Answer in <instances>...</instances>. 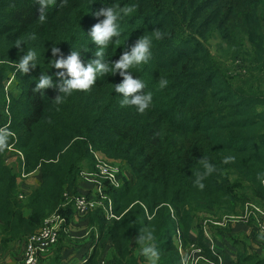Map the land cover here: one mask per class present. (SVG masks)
Returning <instances> with one entry per match:
<instances>
[{
    "label": "trees",
    "instance_id": "1",
    "mask_svg": "<svg viewBox=\"0 0 264 264\" xmlns=\"http://www.w3.org/2000/svg\"><path fill=\"white\" fill-rule=\"evenodd\" d=\"M60 3L49 7L42 24L35 0H0V127L12 133L0 152L2 248L23 243L56 211L69 223L74 208L64 196H77L82 170H94L92 150L124 163L132 181L118 189L104 183L115 219H107L101 208L89 212L95 246L83 264L99 263L104 242L111 244L112 264H149L135 239L144 228L155 236L157 264H181L176 243L187 247L192 235L205 259L217 263L202 244L199 216L222 219L246 201L264 203V0H67L63 8ZM132 4L139 7L119 21V43L105 49V60H118L153 29L166 33L153 40L149 63L130 70L153 93L152 106L143 114L121 107L114 90L123 80L119 73L56 104L61 83L56 74L65 70L51 66V48H60L57 59L79 51L86 65L98 47L88 33L104 19L95 12ZM213 36L220 58L208 47ZM30 49L38 65L20 73L13 62ZM223 58L243 59L247 76L226 73ZM42 74L52 77L53 87L34 92ZM160 79L168 81L163 89ZM9 152L22 157L18 171L5 163ZM229 156L234 161L224 163ZM201 158L215 166L203 190L194 183L195 173L204 171ZM33 173L40 184L20 201L18 179ZM235 247L234 264H264V257L245 245Z\"/></svg>",
    "mask_w": 264,
    "mask_h": 264
},
{
    "label": "clouds",
    "instance_id": "2",
    "mask_svg": "<svg viewBox=\"0 0 264 264\" xmlns=\"http://www.w3.org/2000/svg\"><path fill=\"white\" fill-rule=\"evenodd\" d=\"M35 2L40 6L38 9V20L43 24L47 19L49 7L55 5L56 0H35ZM66 5L67 0H61L59 7L63 8ZM138 7L139 5L137 4L125 5L123 7L114 5L102 7L95 12L96 17L103 16L104 19L96 23L88 33L92 42L98 47L94 52L95 59L89 60L86 65L82 61L79 51L72 50L67 58L60 55V58L57 59L55 57L60 54V48L57 46L51 48V53L54 57L51 60V66L56 69L65 70L59 71L56 74L61 81L58 86L60 95H57L54 99L56 104L63 103L65 98L74 92H90L96 85L98 78L104 77L109 73H112V75L119 73L123 80L114 85V90L122 97L120 100L121 107H135L139 114H143L152 106L153 93L151 91L146 92L145 89L148 87L146 82L139 77L134 78L130 70L149 63L152 58L153 40H163L166 33L162 32L159 28L153 29L151 35L141 36L131 46L130 51H123L118 60L111 63L105 60V49L113 42L119 43L121 36L119 21L123 17L133 13ZM30 38L35 39L36 35L32 34ZM21 44H23L21 40L15 42V46L23 51ZM2 62L0 61V63ZM37 65V53L31 49L22 55L18 62H13V67L23 74H28ZM167 84L168 81L166 79H160L158 87L163 89ZM49 87H53L52 77L42 74L36 82L33 91L42 92L43 89ZM11 135L12 133L7 127H0V152L4 151L8 146L6 141ZM233 161L234 157L229 156L225 157L223 162L229 163ZM199 164L203 166L204 171L195 173L196 179L194 183L200 190H203L205 187L203 181L215 171V166L206 158H201ZM261 183L264 184V180ZM135 239L136 243L141 245V254L147 258L149 264H157L160 259V252L155 246L153 231L149 228L141 229L140 235ZM181 264H190V257L188 255L183 256Z\"/></svg>",
    "mask_w": 264,
    "mask_h": 264
},
{
    "label": "crops",
    "instance_id": "3",
    "mask_svg": "<svg viewBox=\"0 0 264 264\" xmlns=\"http://www.w3.org/2000/svg\"><path fill=\"white\" fill-rule=\"evenodd\" d=\"M19 159L22 160L19 154H12L9 152L6 154L5 163L10 167H16L17 165L19 166ZM40 181L41 179L38 173L21 176L20 180L18 179L20 201H23L26 197H28L30 193L39 186ZM93 193L94 186L92 182H80L77 189V195L91 196ZM73 210V217L68 224H66L65 221L55 249L48 256L41 258L40 264H56L55 258L58 251V264H83L91 254L95 246V237H93L95 231L89 226L88 214L81 215L76 212L75 209ZM28 212L29 211L24 210V216H27ZM261 218L264 223V214ZM209 225L211 226V230L207 224H203L200 227L203 232L202 244L212 254H215L218 258H220L224 264H234L235 260V257L232 255L231 247L228 246L227 243L233 244L234 246L235 243L240 244L242 242L243 245L248 248L252 245V250L264 257V254H262L264 252V248H259L254 244H257V242L254 241L253 238H255L256 234H258V232L253 228L254 222H251L249 226L241 220L229 221L225 230L218 227L216 223ZM262 225L264 226V224ZM62 239L63 241L60 243V240ZM191 239L195 240V236L192 235ZM25 241L23 243L16 242L11 245L10 248L1 250L0 263L15 264V261L18 259V255L23 250ZM260 249L261 251H258ZM101 252L104 259H110L111 244L109 242H104L101 246ZM260 252L262 253L260 254Z\"/></svg>",
    "mask_w": 264,
    "mask_h": 264
},
{
    "label": "built area",
    "instance_id": "4",
    "mask_svg": "<svg viewBox=\"0 0 264 264\" xmlns=\"http://www.w3.org/2000/svg\"><path fill=\"white\" fill-rule=\"evenodd\" d=\"M94 157V170L81 172L80 176L83 181L92 182L94 186V193L91 196L77 195L73 197L64 196L66 204H72L76 212L81 215H87L89 212L101 208L107 219H115L112 215L111 201L104 195L103 186L107 183L110 187L117 188L119 186V180L117 179V167L111 165L108 162L102 161L95 153H92ZM20 156V155H19ZM22 159V157L20 156ZM54 212L49 217L45 218L41 227L31 236L27 238L24 243L23 250L18 255V259L15 264H39L41 258L45 257L48 251L56 243L61 232L65 220ZM224 222L219 225L222 226ZM264 235V231H262ZM187 250L182 251L180 242H178V250L183 256L188 255L190 257V264H222L221 260L217 263L208 262L202 254L201 248L196 245H187ZM1 252V244H0ZM99 264H108L105 261H101Z\"/></svg>",
    "mask_w": 264,
    "mask_h": 264
},
{
    "label": "rangeland",
    "instance_id": "5",
    "mask_svg": "<svg viewBox=\"0 0 264 264\" xmlns=\"http://www.w3.org/2000/svg\"><path fill=\"white\" fill-rule=\"evenodd\" d=\"M219 45H220V42H219V39L216 36H213V37L210 38V40L208 42V47H209V50L211 51L212 55L215 58H220L221 57V51L219 49ZM221 65H222L223 70L226 73H229L231 76H242V77L243 76L244 77L247 76V74H246L247 73V70H246V66L247 65L244 62V60L241 59V58H238L236 60H228V61H226L223 58ZM241 80H244V79L242 78ZM261 89L264 92V76H263V80H262V84H261ZM90 150H91V148H90ZM90 152H91V154L95 153L102 161H104V162L106 161V162L110 163L111 165L116 166L118 168L116 174H117V179L119 180V186L117 188H115V189H118L119 187H121L122 183H124V182L127 183L128 181L129 182L132 181V175L130 173V169L127 168L124 163L109 161L102 154H100L99 152H94L92 150ZM92 156H93V154H92ZM11 158H14V157H11ZM93 160H94V157H93ZM94 165L95 164L93 162V168H94ZM89 169L90 168L86 167L85 169L82 170V172L88 171ZM16 171H18V168L16 169ZM55 214L59 215L63 220H65L58 212L55 213ZM230 214L231 215L223 216L222 219H217V218H215L213 216H210V215L201 214L199 216L198 223H197L196 226H197V228H199L203 224H207L210 227V230H211V226L209 224L216 223V225L218 227H220L222 230H225L226 225H227V223L229 221L241 220L242 222H245L246 225H249V226H250L251 222H254L253 228L258 232V234H256V236H255L256 239L253 238V240L256 241L257 244L254 243V242L253 243L255 244V246H257L259 248H261V247L264 248V238H262V237H264V235L262 233V231H264V226L262 224H264V223H263V220L261 218V216H263V214H264V203H260V202H258L256 200H249V201H246L242 206L236 207L233 210V212L230 213ZM222 222H224V223H223L222 226H220L219 224L222 223ZM59 235H60V233L58 234V236ZM58 240H59V238H58ZM58 240L56 241V243L52 246V248L48 251V253L45 256H48L51 252H53V250L55 249V247H56V245L58 243ZM178 242H180V241L178 240ZM192 242H193V240H190V243L192 245H195ZM190 243L188 245H191ZM0 244H1V242H0ZM227 245L231 247L232 255L236 258V252H237L238 249H237V247H235V244L233 246V244L227 243ZM240 245H243V243L241 242L239 244V246ZM176 246L178 247V243H176ZM181 247H182L181 252L187 250V248L183 247L182 244H181ZM2 249L3 248H2V245H1V250ZM252 249H253L252 245H250L249 250H252ZM258 251H261V249L258 250ZM178 252H179V250H178ZM261 253L262 252H260V254ZM101 254H102V252H101ZM257 254L259 255V253H257ZM262 254H264V252ZM0 255H1V252H0ZM259 257H262V256L259 255ZM218 260H221V259L218 258ZM101 261H105L108 264H112V260L111 259H107V258L104 259L103 257H101V259L99 260V263ZM40 262H38V263L40 264ZM221 262H222V264H224L222 260H221ZM0 264H2V263H0ZM201 264H206V263H201Z\"/></svg>",
    "mask_w": 264,
    "mask_h": 264
}]
</instances>
